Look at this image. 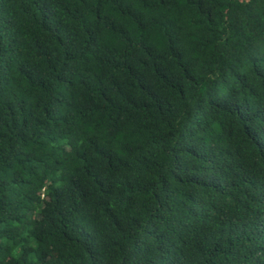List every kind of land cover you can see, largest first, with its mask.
I'll return each instance as SVG.
<instances>
[{
  "label": "trees",
  "instance_id": "obj_1",
  "mask_svg": "<svg viewBox=\"0 0 264 264\" xmlns=\"http://www.w3.org/2000/svg\"><path fill=\"white\" fill-rule=\"evenodd\" d=\"M0 264H264V0H0Z\"/></svg>",
  "mask_w": 264,
  "mask_h": 264
}]
</instances>
